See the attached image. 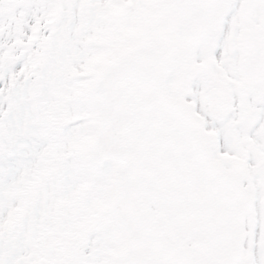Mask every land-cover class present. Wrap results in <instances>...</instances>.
<instances>
[{
    "label": "snow or ice",
    "instance_id": "1",
    "mask_svg": "<svg viewBox=\"0 0 264 264\" xmlns=\"http://www.w3.org/2000/svg\"><path fill=\"white\" fill-rule=\"evenodd\" d=\"M0 264H264V0H0Z\"/></svg>",
    "mask_w": 264,
    "mask_h": 264
}]
</instances>
